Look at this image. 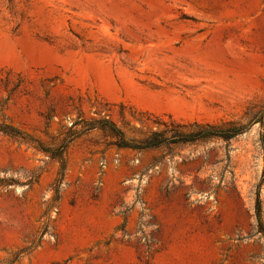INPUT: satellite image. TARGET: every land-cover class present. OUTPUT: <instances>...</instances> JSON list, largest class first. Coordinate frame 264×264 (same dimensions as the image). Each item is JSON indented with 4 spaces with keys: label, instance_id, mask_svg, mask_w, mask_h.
Masks as SVG:
<instances>
[{
    "label": "rangeland",
    "instance_id": "1",
    "mask_svg": "<svg viewBox=\"0 0 264 264\" xmlns=\"http://www.w3.org/2000/svg\"><path fill=\"white\" fill-rule=\"evenodd\" d=\"M263 104L264 0H0V123L46 150L0 132V264H264V126L145 150L87 126Z\"/></svg>",
    "mask_w": 264,
    "mask_h": 264
},
{
    "label": "trees",
    "instance_id": "2",
    "mask_svg": "<svg viewBox=\"0 0 264 264\" xmlns=\"http://www.w3.org/2000/svg\"><path fill=\"white\" fill-rule=\"evenodd\" d=\"M255 123H258L262 127L264 126V104L262 105L261 109L257 113L253 114V116L246 123L230 122L225 126L198 124L185 126L178 123H171L169 126H165L160 130L150 132L145 138L138 142L126 139L124 134L107 119L101 118L98 120H91L88 122L87 126L89 129L96 127L101 130L109 131L115 137L113 144L116 147L145 150L176 142H193L196 140L211 138L227 140L244 133L251 125ZM0 132L17 140L34 144L36 148L44 152L46 151L44 146H42L39 141L30 138L22 131L9 124L0 123ZM260 145L263 150L264 160V135L261 136ZM63 150L64 145H62L59 149L60 154L58 152V158L60 159ZM61 168L63 169L62 162ZM255 221L257 232H259L264 237V222L261 216L259 200H257L255 207Z\"/></svg>",
    "mask_w": 264,
    "mask_h": 264
}]
</instances>
